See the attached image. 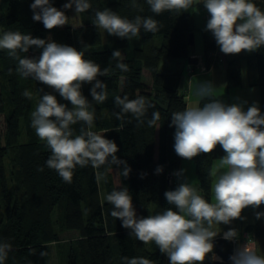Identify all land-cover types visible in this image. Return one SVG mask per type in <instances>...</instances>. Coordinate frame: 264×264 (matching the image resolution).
<instances>
[{"label":"clouds","instance_id":"obj_1","mask_svg":"<svg viewBox=\"0 0 264 264\" xmlns=\"http://www.w3.org/2000/svg\"><path fill=\"white\" fill-rule=\"evenodd\" d=\"M152 13L186 12L194 4H203L209 14L206 31L212 33L220 51L225 55L241 52L252 53L264 47V10L253 0H146ZM131 7L143 12L137 0H131ZM33 20L42 22L45 29L52 30L68 24L65 11L54 7L50 0H34L30 5ZM64 9H74L76 16L91 8L89 0H67ZM93 24L108 35L126 38H140L141 30L153 34L163 24L152 16L137 15L133 20L123 18L111 9L95 12ZM42 49L38 58H19L17 51L28 52L31 47ZM88 45L83 50L48 40L33 38L32 35L6 31L0 36V49L8 50L18 59L17 73L53 89L70 102L60 103L51 93H43L31 112V126L41 141L46 142L50 155L46 166L55 170L65 183L71 184L77 166L89 164L94 168L109 164L116 165L124 178L131 171L127 162L117 157V144L104 135L93 131L95 109L82 94V86L91 84L90 95L97 104L107 98V84L98 77L110 74L108 67L85 58ZM116 67L128 72L120 50L112 52ZM11 74V70L10 73ZM123 79V77H122ZM192 80L187 81L191 89ZM43 92V89H40ZM195 96L199 102L187 106L183 111L173 112L169 127H174V151L183 160L191 161L201 154H211L219 146L225 155L219 158L220 169L211 187L212 202L200 194L195 182L190 183L186 169L173 172L182 182L174 190L164 193L168 205L163 212L137 217L132 196L126 186L114 189L104 199L112 205L110 215L121 221V227L129 230L144 244L155 243L161 254L166 255L169 264H205L220 257L214 253V240L221 235L217 225H230L234 220L244 219L243 210L258 209L264 205V114L258 102L245 110L247 101L226 104L217 97V87L211 81H198ZM22 95L28 99L32 93L25 90ZM119 112L113 113L122 129L131 114L137 126L147 123L156 127L160 120L159 111L149 109L155 105L143 95L130 99L127 94L115 97ZM81 124L75 134L73 125ZM42 171L43 169H38ZM163 166H157V175ZM256 219L264 218V212L256 211ZM222 238L236 242L229 257L231 264H264V251H258L254 242H240L237 229L229 228ZM12 245L0 242V264H5ZM122 264H155V261L138 257H122Z\"/></svg>","mask_w":264,"mask_h":264},{"label":"trees","instance_id":"obj_2","mask_svg":"<svg viewBox=\"0 0 264 264\" xmlns=\"http://www.w3.org/2000/svg\"><path fill=\"white\" fill-rule=\"evenodd\" d=\"M18 2L22 4V9ZM33 2L34 0H0V29L3 32L16 31L32 35L33 38H50L77 50H83L88 45L85 58L99 64L101 69H110L109 76L98 77L107 84V98L103 103L97 104L93 101L90 95L91 84H85L81 89L95 109L92 130L117 144V157L126 161L131 171L124 178L119 174L123 165L117 168L116 165L105 164L98 169L90 164L84 168L77 166L72 183L68 184L55 170L46 166L50 155L46 142L38 140L33 133L28 143L20 144L21 123L27 119L29 111V99L22 93L28 90V83L35 85L38 101L43 93L54 92L60 103L67 104L69 108L71 104L53 89L31 77L20 76L16 71L18 59L10 56L8 50L0 49V133L6 137L8 146L18 148L20 161V194H15L10 190L5 169L8 150L0 147V186L5 206V217L0 216V242L12 245L5 264H38L44 245L58 242L60 232L65 231L79 232L86 264H122V257L138 256L153 260L155 264H167V256L160 253L155 243L144 244L130 236L129 230L121 227V221L110 215L112 205L102 200L99 174L103 173L107 178L109 193L122 186L128 188L137 217L151 215L154 207L156 214L169 207L175 210L174 206L167 204L164 196L166 191L177 187L168 184L167 174L170 170L181 169L182 163L187 160L181 159L175 153V128L169 125L172 113L183 111L188 104L186 95L177 86L167 84L161 66L165 59L191 57L188 36L193 29L189 14L196 4L186 12L155 15L146 0H137L143 7V12L132 8L131 0H111L107 6L103 0H89L91 8L85 11L84 24L73 28L68 22L63 27L47 30L42 22L33 20V11L30 8ZM253 2L264 10V0ZM52 4L58 9L60 3L54 0ZM106 8L129 20L137 15L152 16L163 27L155 34L141 30L140 38H133L140 41L141 46L131 47V40L112 36L114 44L110 47L104 43L102 29L93 24L95 12ZM159 36L162 41L158 46L156 38ZM204 46L205 57L210 62V55L216 51L217 44L208 31L204 33ZM114 50L121 51L123 62L129 67L128 72H122L116 67L117 61L111 57ZM40 54L32 50V47L28 52L17 51L19 58H38ZM256 58L258 80L253 85L260 88L264 114V47L256 51ZM227 73L229 87L242 84L240 71L230 66ZM145 76L147 80H144ZM137 93L155 105V108L149 109V118L152 111H159L158 125L148 127L145 122L137 126L136 119L128 114L126 119L131 122L120 129V121L113 114L119 112L115 97L127 94L130 99H134ZM6 97L9 98L10 109L7 108L9 105ZM199 103L202 105L203 101ZM105 110H109L110 114L107 115ZM72 127L75 134H78L81 124L77 123ZM224 155L218 146L213 153L201 154L191 160L195 164L199 179L200 194L209 202H212L214 164ZM157 166H163V172L159 175L155 173ZM41 168L42 171L38 170ZM58 210L60 220L57 222L53 220V216ZM258 210L264 212V205ZM247 229L260 244L261 251H264V218L255 225H249ZM209 262L212 263L211 260ZM68 264H80L74 249L69 254Z\"/></svg>","mask_w":264,"mask_h":264},{"label":"rangeland","instance_id":"obj_3","mask_svg":"<svg viewBox=\"0 0 264 264\" xmlns=\"http://www.w3.org/2000/svg\"><path fill=\"white\" fill-rule=\"evenodd\" d=\"M54 0H50L51 3H53ZM59 4L58 9L61 11H65L66 15L69 17V23L70 25L75 28L79 27L82 24L85 23V12L80 13L78 16H76L74 9H64L63 5L67 2V0H57ZM111 0H103L105 6L109 4ZM20 5V8L22 9L23 6L20 2H18ZM53 5V4H52ZM195 10V9H194ZM193 10V12H195ZM200 11L202 9H199ZM23 11V10H22ZM197 11V10H196ZM204 11H201V13ZM198 19V25L195 24V31L194 33V41L195 44L192 47V52L197 53L198 56H202V58L207 62L205 55V46H204V31H206V23L207 18L204 17V15L197 13ZM103 37H104V43L105 45H108L110 47L114 44V39L111 35H108L105 30L102 29ZM4 32L2 29H0V36H2ZM212 34V33H211ZM42 39V38H40ZM122 39V38H118ZM125 39V38H124ZM133 43L131 47L133 46H141L140 41L132 39ZM162 38L159 36L156 38V44L159 46L161 44ZM32 50L41 53L42 49L36 48L35 46L32 47ZM256 52V51H255ZM255 52L248 53L245 52V58L240 59L238 66L242 69L243 72V85L245 86V90L242 92L243 96H237L235 94L234 89H230V94H228L229 89L226 84V69L229 64V57H226L225 54H223L220 51V62L216 69H214L212 72L206 73V74H196L193 77L190 76L189 70L191 69V64L189 63V59L185 58H169L165 59L162 62L161 66V72L166 75L167 78V84L177 86V88L186 95L187 98V104L188 106L196 105L198 102V98L195 96V87L198 81H211L213 84L217 87V97L221 99L226 104H232L236 103L239 100H243L241 98H244L249 96V105H251L253 102H258V105L260 107L261 113H262V106H261V95H260V88L258 86H255V89L250 88L248 85L250 83L251 86H254L252 84V81L258 79V63L257 58L255 55ZM192 57H195L192 56ZM198 59V58H197ZM198 63V62H197ZM210 63V62H207ZM196 65V64H193ZM0 70L2 68L0 67ZM192 80V86L191 89L187 86V81ZM144 80H147V77H144ZM32 84V83H31ZM28 83V91L32 93V98L28 100L29 103V111L27 119L23 120L21 123V137H20V144H26L30 141L32 134L35 133V130L31 126V112L35 109L36 104L39 102L36 94V88L35 85ZM54 95V92H52ZM7 104L9 105V98L6 97ZM244 101V100H243ZM10 109V105L7 107ZM246 110V107H244ZM105 113L107 115L110 114L109 110H105ZM263 114V113H262ZM30 128V130H29ZM37 136V135H36ZM38 138V136H37ZM38 140H40L38 138ZM41 141V140H40ZM0 147H6L8 150V155L5 159V166H6V174H7V181H9L10 190H12V193L20 194V185L18 181L20 180L18 171L20 169L19 164V151L16 147H10L7 145V139L5 136H3L0 133ZM219 161L216 163L215 170H214V180L216 175L219 173L220 169L217 167ZM185 165H189L185 167L186 169V178L187 180L192 183L195 182V186L198 184V176L196 173L195 164L191 161H187ZM99 183L101 186V195L102 200L106 201L104 197L109 194L108 191V184H107V178L103 173L99 174ZM214 183V182H213ZM263 212L261 210L255 209V210H249L246 211L243 210L242 216L244 219H238L234 220L230 225H217L216 229H221V235H218L216 238L221 237L222 233L224 231H227L229 228H235L238 230L240 234V242H243L245 240L250 241L253 238V234L248 228L249 225H255L258 223L261 219L255 218V212ZM156 208L151 209V215H155ZM59 210L55 212V215L53 216V220L57 221L60 220V215L58 214ZM0 216L5 217V206L3 203V193L0 186ZM59 226V224H58ZM59 228V227H58ZM215 238V239H216ZM255 244L257 246V250L261 251V246L258 242L255 241ZM74 249L76 250V253L78 255L79 263L80 264H86L84 254H83V248L80 244V234L77 231H65L60 232V240L58 242H49L44 245V248L42 252L40 253L38 257V264H68V258L70 252ZM211 259H207L205 261V264H211L209 261ZM213 262V260H211ZM167 264H169V260L167 258Z\"/></svg>","mask_w":264,"mask_h":264},{"label":"crops","instance_id":"obj_4","mask_svg":"<svg viewBox=\"0 0 264 264\" xmlns=\"http://www.w3.org/2000/svg\"><path fill=\"white\" fill-rule=\"evenodd\" d=\"M195 9V10H194ZM199 9H202L201 11H204V14H203V12L201 13V11L199 10ZM193 10L195 11V12H193ZM197 10V11H196ZM197 13H200L201 15L203 14L204 15V17H206V15L208 14V12L206 11V9L203 7V4H200V5H196L191 11H190V14H189V21H190V24H191V28L193 29V32L195 31L194 29H195V24L196 25H198V19H196L197 18ZM205 32H207V31H204V33ZM209 32V31H208ZM211 33V32H210ZM204 40V39H203ZM190 52H191V56H194V55H198L197 53H194V52H192V47H191V50H190ZM243 53H245V52H241L240 54H236V55H226V57H229V64H228V67H227V69H226V84H227V87H228V89H229V92H228V94H230V89H234L235 91V94L237 95V96H243L242 95V92L245 90V86L243 85V72H242V69L238 66V64H239V61H240V59H244L246 56H245V54H243ZM211 54H214L216 57H217V65L210 71V72H212L214 69H216L217 68V66L219 65V62H220V48H219V46L217 45V48H216V51L215 52H213V53H211ZM255 55H256V52H255ZM201 56V55H200ZM205 56V55H204ZM163 62V61H162ZM232 67L234 70H237V71H240V74H241V79H242V84L240 85V86H237V87H229L228 86V68L229 67ZM258 80V79H257ZM257 80H254V81H252V84H255L256 82H257ZM250 88H253V89H255V86H251L250 85V83H249V85H248ZM249 96H247L246 95V97H244V98H241V99H243L244 101H247L248 103L247 104H245L244 105V107H246V110H247V107L249 106V103H250V101H249ZM219 161V159L218 160H216V162H215V164H214V170H215V166H216V163ZM186 162L187 161H184L183 163H182V167H181V169H185V167H187V166H189V165H185L186 164ZM214 170H213V174H214ZM185 176H186V173H185ZM182 182V181H181ZM196 187L198 188V189H200V184H199V181H198V184L196 185Z\"/></svg>","mask_w":264,"mask_h":264},{"label":"water","instance_id":"obj_5","mask_svg":"<svg viewBox=\"0 0 264 264\" xmlns=\"http://www.w3.org/2000/svg\"><path fill=\"white\" fill-rule=\"evenodd\" d=\"M188 43L190 47H193L195 44L194 41V33H190L188 36ZM198 59L197 57H190L189 63L190 64H197ZM246 211L254 210L253 208L249 207L245 209ZM236 247V242L225 240L221 237H218L214 240V253L216 256L220 257L219 260L213 261L211 264H231L229 260L230 255L233 252V249Z\"/></svg>","mask_w":264,"mask_h":264},{"label":"built area","instance_id":"obj_6","mask_svg":"<svg viewBox=\"0 0 264 264\" xmlns=\"http://www.w3.org/2000/svg\"><path fill=\"white\" fill-rule=\"evenodd\" d=\"M207 20L209 19V14L206 15ZM195 57L198 58V63L196 65L191 64V69L189 70L190 76L193 77L196 74H206L209 73L216 65H217V57L214 54L210 55L209 61L210 63H207L202 56L195 55ZM180 169H174L170 170L167 174V180L168 184L170 186H178V184L182 181L183 178L177 179L176 176L173 175L174 171H177ZM251 242L255 243V238L250 240Z\"/></svg>","mask_w":264,"mask_h":264}]
</instances>
